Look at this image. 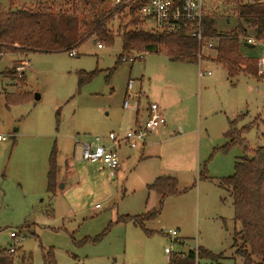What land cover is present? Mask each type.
<instances>
[{"label": "rangeland", "instance_id": "374dc122", "mask_svg": "<svg viewBox=\"0 0 264 264\" xmlns=\"http://www.w3.org/2000/svg\"><path fill=\"white\" fill-rule=\"evenodd\" d=\"M40 1L54 11L68 10L72 3L0 0V15L35 8ZM113 2L105 0L103 7L110 10ZM205 7L218 16L219 30L236 27L229 0H207ZM91 13L86 6L84 16ZM132 19L127 8L115 14L112 33L132 29ZM142 24L154 30L153 22ZM122 45L121 35L103 48L91 37L74 56L70 51L0 55V135L5 137L0 141V247L20 249L28 264H45L44 250L54 252L57 264H169L173 253L187 255L196 248L215 256H202L198 264H243L234 246L242 224L234 219L233 198L220 180L234 174L242 156L264 146V74L259 73L264 43L242 46L244 53L261 58L259 78L241 73L233 79L207 46L198 63H189L156 52L119 61ZM18 68H24L22 77ZM6 70L14 73L4 77ZM82 73L92 78L80 84ZM130 81L133 92L142 95L143 122L156 102L167 127L149 133L145 148H123L121 165L111 175L100 163L82 160L78 143L100 135L109 144L111 131L125 135L134 129L136 113L124 107ZM23 94L16 103L6 99ZM231 129L238 141L221 149ZM53 154L57 172L50 191ZM164 175L177 177L183 192L167 197L157 217L133 221L159 209L160 196L149 185ZM173 230L174 242L168 235Z\"/></svg>", "mask_w": 264, "mask_h": 264}, {"label": "trees", "instance_id": "16d2710c", "mask_svg": "<svg viewBox=\"0 0 264 264\" xmlns=\"http://www.w3.org/2000/svg\"><path fill=\"white\" fill-rule=\"evenodd\" d=\"M105 0H72L68 10L54 11L52 7L37 3L35 8H22L3 12L0 15V53L25 52H58L73 51L83 42L93 37L98 44H113L116 35L122 36V54L119 61L126 54L162 53L170 60L198 63L203 55L201 44L195 37L185 33H169L160 31H146L142 29V20L137 14V5L128 4L127 9L132 14L134 27H122L114 34L110 24L115 14L123 12L126 6L113 7L107 10L103 7ZM233 13L237 18L236 27L231 31L218 29V16L205 13L201 23L203 34L214 41L216 51L213 58L226 70L228 77L233 79L241 73L258 77L260 57L246 54L242 46H250L249 39L264 43V0H229ZM91 8V16H84L85 7ZM140 24V25H139ZM254 46V45H253ZM252 46V47H253ZM6 70L3 76L13 74ZM86 76H85V75ZM85 77L80 84L92 78L91 74L82 73ZM88 76V78H87ZM87 78V79H86ZM264 79V78H260ZM25 95L6 97L9 103H16ZM233 122H231V125ZM228 142L220 147L228 149L238 141L234 129L225 133ZM57 165L55 155L50 159L48 173V190L53 191L56 184ZM202 176V175H201ZM233 198L234 219L241 222L242 230L236 233L234 246L237 254L243 258V264H264V146L253 151L252 156L244 155L235 164V172L231 176L220 180ZM177 177L164 175L158 177L149 189L160 196V207L132 218L143 224V221L155 218L160 214L164 200L183 191L179 190ZM129 219V218H127ZM20 249H2L0 247V264H15L20 259ZM215 256L206 249H199V258ZM23 258V259H22ZM195 251L190 250L186 257L176 252L170 256L169 264H195ZM45 264H57L52 250H44ZM21 264H28L26 257H21Z\"/></svg>", "mask_w": 264, "mask_h": 264}, {"label": "built area", "instance_id": "2783aa9c", "mask_svg": "<svg viewBox=\"0 0 264 264\" xmlns=\"http://www.w3.org/2000/svg\"><path fill=\"white\" fill-rule=\"evenodd\" d=\"M207 0H114L113 6H126L128 4L137 5V14L139 18L145 22H153L154 30L160 32L169 33H185L191 37H195L201 44V52L205 46L209 48L214 47V41L209 40L201 30V23L205 13V2ZM127 6L125 7V9ZM249 43H254V39H249ZM99 48H103V44H98ZM146 53L133 52L126 54L122 57V61L135 62L139 58H143ZM0 55H2L0 53ZM4 55V54H3ZM70 55L74 56L75 51H70ZM264 64V58L261 59ZM18 77H22L24 68H18ZM260 74H264V66L259 71ZM202 76V72H200ZM141 94L133 92V82L128 84V91L126 100L124 102L125 108H133L138 111L140 107ZM134 101L131 104L130 101ZM166 124V119L163 110L156 102L151 103L148 108V115L144 123L136 127L125 135L111 131L108 134L109 144L103 142V137L100 135L95 136L91 142H81L80 155L82 160L92 163H100L105 168L109 169L111 175H115V172L121 165L120 148L122 144L127 145L130 148L136 149L140 145L146 143V138L149 133L157 131ZM5 137L0 135V141ZM98 207V206H97ZM171 240L175 241L177 231H170L168 234ZM18 233L11 232L12 238H17ZM195 257L197 258V264L199 260V249L195 250ZM166 252L172 251L167 248ZM183 257H186L185 253H181ZM196 264V263H195Z\"/></svg>", "mask_w": 264, "mask_h": 264}, {"label": "crops", "instance_id": "0c3cea01", "mask_svg": "<svg viewBox=\"0 0 264 264\" xmlns=\"http://www.w3.org/2000/svg\"><path fill=\"white\" fill-rule=\"evenodd\" d=\"M253 46V45H252ZM99 47V46H98ZM128 91V90H127ZM141 98H142V95H141ZM133 109V108H132ZM134 110V109H133ZM135 111V113H136V117H134V120H133V123H134V128H136V127H139V126H141L144 122H143V120L141 119V117H142V115H141V99H140V107H139V110L138 111H136V110H134ZM163 113H164V116H165V112L163 111ZM146 118H147V115H148V108L146 109ZM166 117V116H165ZM145 118V119H146ZM145 121V120H144ZM167 127V119H166V124L163 126V127H161L162 129L163 128H166ZM159 130V129H158ZM157 130V133H159V131ZM164 130V129H163ZM2 141V140H1ZM79 143H81V142H79ZM78 143V144H79ZM146 145H147V139H146V143L145 144H142V145H140V146H144V148L146 147ZM125 146V147H124ZM123 148H126V149H131L130 147H128L127 145H125V144H122V146H121V148H120V156H121V162H122V155H121V150L123 149ZM126 157H130V154H127L126 155ZM178 179V178H177ZM156 180V179H155ZM182 251V250H181ZM167 253H169V252H167ZM181 253H183V252H181Z\"/></svg>", "mask_w": 264, "mask_h": 264}, {"label": "water", "instance_id": "95a60500", "mask_svg": "<svg viewBox=\"0 0 264 264\" xmlns=\"http://www.w3.org/2000/svg\"><path fill=\"white\" fill-rule=\"evenodd\" d=\"M248 44H249L250 46L254 45L253 43H249V42H248ZM35 97H36V99H39V98H40V95H39V94H36Z\"/></svg>", "mask_w": 264, "mask_h": 264}]
</instances>
